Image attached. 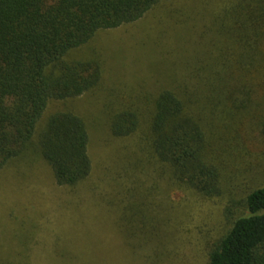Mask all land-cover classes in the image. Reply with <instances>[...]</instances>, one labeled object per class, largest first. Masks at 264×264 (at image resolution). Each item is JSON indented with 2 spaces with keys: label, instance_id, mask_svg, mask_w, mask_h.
Listing matches in <instances>:
<instances>
[{
  "label": "rangeland",
  "instance_id": "rangeland-1",
  "mask_svg": "<svg viewBox=\"0 0 264 264\" xmlns=\"http://www.w3.org/2000/svg\"><path fill=\"white\" fill-rule=\"evenodd\" d=\"M237 5L163 1L71 51L97 57L101 81L79 97L48 101L46 114L69 109L84 119L91 174L58 185L33 152L8 161L0 169V264H206L205 243L182 241L202 236V223L211 240L220 236L244 213L249 189L264 183V11L250 18ZM164 88L187 91L206 143L225 162L234 158V176L251 167L232 196L228 182L205 201L171 187L141 134H112L116 110Z\"/></svg>",
  "mask_w": 264,
  "mask_h": 264
},
{
  "label": "trees",
  "instance_id": "trees-1",
  "mask_svg": "<svg viewBox=\"0 0 264 264\" xmlns=\"http://www.w3.org/2000/svg\"><path fill=\"white\" fill-rule=\"evenodd\" d=\"M163 1L171 0H0V169L33 152L48 164L58 185L74 187L89 177L86 122L69 109L46 114L48 101L79 97L101 81L100 60L71 51L98 31L139 20ZM236 1L237 10L250 18L264 11V0ZM177 90L164 88L116 110L109 122L112 134H141L171 187L205 201L220 196L228 182L233 187L225 195L232 196L236 181L251 167L234 176L239 170L234 158L225 162L206 143L191 97L184 88ZM243 206L244 213L220 236L211 240L202 223L197 230L204 234L183 240L184 247L205 243L206 264H264V183L249 189Z\"/></svg>",
  "mask_w": 264,
  "mask_h": 264
}]
</instances>
